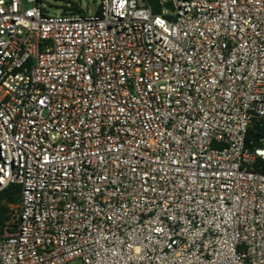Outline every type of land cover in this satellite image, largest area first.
Instances as JSON below:
<instances>
[{
    "label": "built area",
    "instance_id": "obj_1",
    "mask_svg": "<svg viewBox=\"0 0 264 264\" xmlns=\"http://www.w3.org/2000/svg\"><path fill=\"white\" fill-rule=\"evenodd\" d=\"M66 8L0 0V264H264V0Z\"/></svg>",
    "mask_w": 264,
    "mask_h": 264
},
{
    "label": "trees",
    "instance_id": "obj_2",
    "mask_svg": "<svg viewBox=\"0 0 264 264\" xmlns=\"http://www.w3.org/2000/svg\"><path fill=\"white\" fill-rule=\"evenodd\" d=\"M158 0H148V2L155 6V11L158 12L157 8ZM77 10V9H76ZM254 135L253 129L249 133L251 139ZM21 200V186L12 184L8 188L0 192V233H2L8 226V223L12 219L14 214V207L20 203Z\"/></svg>",
    "mask_w": 264,
    "mask_h": 264
},
{
    "label": "rangeland",
    "instance_id": "obj_3",
    "mask_svg": "<svg viewBox=\"0 0 264 264\" xmlns=\"http://www.w3.org/2000/svg\"><path fill=\"white\" fill-rule=\"evenodd\" d=\"M43 7L50 15L62 14L66 8L67 0H40ZM79 9L89 15H94L101 7L102 0H70Z\"/></svg>",
    "mask_w": 264,
    "mask_h": 264
}]
</instances>
